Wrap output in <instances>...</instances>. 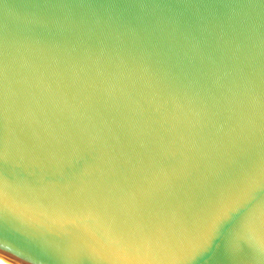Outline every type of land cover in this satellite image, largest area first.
<instances>
[{"label":"snow or ice","instance_id":"snow-or-ice-1","mask_svg":"<svg viewBox=\"0 0 264 264\" xmlns=\"http://www.w3.org/2000/svg\"><path fill=\"white\" fill-rule=\"evenodd\" d=\"M26 6L63 14L31 43L69 64L49 56L63 107L21 117L0 36V249L28 264H264V91L249 82L241 115L221 71L245 29H264V0ZM80 61L127 86L90 83L78 99ZM47 70L38 84L52 94ZM85 104L104 134L76 123Z\"/></svg>","mask_w":264,"mask_h":264},{"label":"water","instance_id":"water-1","mask_svg":"<svg viewBox=\"0 0 264 264\" xmlns=\"http://www.w3.org/2000/svg\"><path fill=\"white\" fill-rule=\"evenodd\" d=\"M30 2L31 0H0V36L5 34L6 26L7 54L11 66L12 90L15 94L13 97L14 110L21 117L25 114L26 106H31L33 111L43 109L46 112L63 107V90L56 91L58 77L52 70L49 56L55 57L60 67L67 69L69 64L62 52L56 51L42 55L31 43V36L40 30L41 24L47 23L51 27L54 23L63 22V14L51 15L26 6ZM253 19H257V17L253 16ZM229 55H231V51H229ZM236 55L239 58L237 63L235 65L228 63L222 66L221 71H231L232 75L226 81L231 89L227 95L232 101V107L243 115L249 82L254 85L257 93L264 91V29L257 28L255 31L245 29L242 35L241 49ZM113 62H115L114 58ZM79 63L83 64L84 71L81 73L80 79L76 81V89H79L81 93L78 99H83V96L91 91L87 87L90 83H95L98 89L106 88L109 85L117 89L127 86L126 81L117 82L110 78L101 82L95 78L96 67L94 65L84 61ZM45 67L48 70L43 72V77L51 85L52 94L43 91L42 86L38 84L41 79V71ZM239 67H244V77L235 71ZM63 75L65 81L71 80V71H65ZM34 98L38 100V104L34 103ZM112 103L118 104L120 109L129 115L135 107L119 93L116 94V99ZM75 116L76 123L81 127L87 126L89 131H101L104 134L101 121L95 117L93 111L86 104L76 107ZM0 257L11 263L28 264V261L12 256L2 249H0Z\"/></svg>","mask_w":264,"mask_h":264},{"label":"bare ground","instance_id":"bare-ground-1","mask_svg":"<svg viewBox=\"0 0 264 264\" xmlns=\"http://www.w3.org/2000/svg\"><path fill=\"white\" fill-rule=\"evenodd\" d=\"M0 264H15V263H11V262L6 261V260H4V259H2V258L0 257Z\"/></svg>","mask_w":264,"mask_h":264}]
</instances>
